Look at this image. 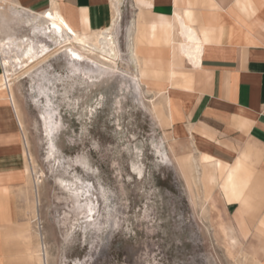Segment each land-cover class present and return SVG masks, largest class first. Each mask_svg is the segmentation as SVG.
I'll return each mask as SVG.
<instances>
[{"label":"rangeland","instance_id":"1","mask_svg":"<svg viewBox=\"0 0 264 264\" xmlns=\"http://www.w3.org/2000/svg\"><path fill=\"white\" fill-rule=\"evenodd\" d=\"M121 10L115 30L123 56L119 67L135 73L129 31L146 12L134 20L139 12L134 0H122ZM12 27L18 36L29 33L21 19H13ZM145 31L153 44H164L162 27ZM124 73L101 75L59 53L13 83L36 167L29 173L33 192L36 179L42 181L33 229L41 234L45 264H256L259 239L250 237L246 254L232 251L219 212L209 203L200 164L172 153L170 125L157 117L152 103L158 88L145 91ZM162 101L157 96L156 104ZM213 190L219 192L218 186ZM88 202L98 212L92 223L89 212L85 215ZM27 206L26 199L17 206L22 219L10 232L25 233ZM237 206L228 205L230 215ZM248 221L254 231L256 219L249 215ZM36 241L9 238L4 252L9 256L0 261L37 264L31 254L40 249L33 248Z\"/></svg>","mask_w":264,"mask_h":264},{"label":"crops","instance_id":"2","mask_svg":"<svg viewBox=\"0 0 264 264\" xmlns=\"http://www.w3.org/2000/svg\"><path fill=\"white\" fill-rule=\"evenodd\" d=\"M15 1L37 13L56 8L85 36L111 25L115 16L113 0ZM186 1L190 4L188 20L202 38L200 62L191 65L183 59L168 74L172 59L168 43L164 40L163 45H152L164 49L168 68L164 77L172 80L163 81L171 92L170 107L168 96L160 94L156 85L158 74L147 78L151 91L158 88L155 114L170 125L174 156H193L202 167H198L202 183L211 207L219 212V227L228 246L246 254L245 244L255 235L259 255H253V260L264 264V0ZM134 3L139 10L136 20L140 6ZM177 11L184 13L175 0H149L142 22L147 28L162 27L166 37L176 28ZM120 13L119 23L122 10ZM157 96L165 102L157 105ZM18 121L12 102L0 98V257L4 258L9 256L4 254L5 246L13 236L24 235L29 240L34 236L33 248L40 245L32 222L34 212H38L37 198L30 184ZM216 186L219 192L213 190ZM23 199L31 214L28 227L24 234L10 232L14 222L22 219L17 206ZM237 204L230 215L228 205ZM249 215L256 219L254 231Z\"/></svg>","mask_w":264,"mask_h":264},{"label":"bare ground","instance_id":"3","mask_svg":"<svg viewBox=\"0 0 264 264\" xmlns=\"http://www.w3.org/2000/svg\"><path fill=\"white\" fill-rule=\"evenodd\" d=\"M135 1L140 6L141 13L145 12L149 5V0ZM113 2L115 5V16L112 24L102 30L100 29L97 33L94 32L95 34L91 36H85L77 32L56 8L45 13H37L21 6L15 0H0V60L2 68L0 72V98L4 100L9 99L12 102L21 131L25 133L24 146L28 173L36 171V167L35 164L34 166L31 165V160L34 163V159L32 152L29 150L30 143L13 83L20 76L26 75L37 67H40L49 58L59 53H65L72 65H77L79 62L87 63L96 68L97 72L101 75L106 72L124 73L119 67V62H123V56L121 55L118 40L115 36V30L121 15L120 0H113ZM175 4L179 8L182 7L184 13L177 11L174 18L176 28L166 33V37L164 33V40L168 43L169 56L172 58L168 62V74H172L175 66L182 63L183 59L191 65L199 64L200 52L203 48L202 38L186 15L190 4L186 0H175ZM141 18L140 16L135 22L134 27L129 31L128 51L132 61L131 66H133L134 72H136L124 73L123 75L134 80L143 90L150 92L151 87L147 78H154L153 73L155 72L158 74L156 85L159 87V93L168 96V102L171 107L170 89L163 84L165 78L172 81L171 76L164 77L165 70L162 69L166 66V62L163 60L164 49L152 46L156 44L152 43L149 36L150 33L148 34L145 31ZM13 19H21L23 26L29 30V33L18 36L12 27ZM143 62H146L148 66L145 67ZM152 103L154 104L155 101L153 100ZM44 118L47 120L45 115ZM171 145L174 148V145ZM164 154L169 157L167 152ZM40 183L42 181L37 178L36 187H34L37 204L40 201ZM66 189L69 192L74 191L73 187L67 185ZM75 189L77 190V187ZM86 199L82 200L85 201ZM34 206L36 207V205ZM86 207L85 215H88L89 212V222L92 223L98 212L90 202L87 203ZM37 218L38 214L34 212L32 222H35ZM37 232V236H40L39 231ZM31 254L35 257L37 264H45L46 251L41 246L38 250H32ZM254 261L256 264H263L257 260Z\"/></svg>","mask_w":264,"mask_h":264}]
</instances>
